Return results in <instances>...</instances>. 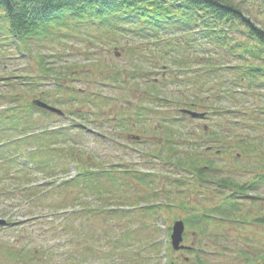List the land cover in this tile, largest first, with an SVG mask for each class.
Returning a JSON list of instances; mask_svg holds the SVG:
<instances>
[{
  "label": "rangeland",
  "instance_id": "374dc122",
  "mask_svg": "<svg viewBox=\"0 0 264 264\" xmlns=\"http://www.w3.org/2000/svg\"><path fill=\"white\" fill-rule=\"evenodd\" d=\"M245 13L251 16L258 27L264 29L263 2L247 1ZM142 17V21L131 22L128 25L109 15L75 20L69 18L63 28L66 35L54 37L59 32L58 28L47 30L44 26L34 35L27 37L32 39L31 42L21 39L17 46L16 44L10 45V48L9 45L0 46V115L2 111L19 105L21 107L19 116L27 117L29 123H35L37 126L33 130L36 134L33 135L41 133L43 129L48 131L58 126L64 127L63 125L67 126L69 131L66 139L54 140L52 137L47 139L44 135L27 139V143L23 142L20 146L21 152L36 150L39 153H35L32 158L28 157L29 161L26 156L15 155L16 164L9 165L7 170L0 168V217L17 222L14 226L1 229L0 238L5 243L0 248V264H6L4 257L17 248L18 242L21 246L12 254L16 257L17 264H54V262L63 263L64 259H68L64 264H145L143 257L133 259L131 253L139 250L146 242L145 234L148 232L150 234L147 242L157 239L160 247L158 251L149 247L151 262L168 264L169 260L177 259L176 254L169 247L168 227L171 228L174 219H182L187 215V210L179 207V204L181 201L192 204L189 201L192 194L189 190H184L185 188L180 190L179 185L169 184L167 180L175 181L185 175L186 172L182 169L184 166L177 165L173 161L185 157L181 154L189 151L188 145L197 144L193 154H200L204 147L211 144L214 145L209 151L212 153L221 143L224 147L226 145L223 155H228L224 159H217V164L228 170V173H224L226 176L236 177L237 181H241V176H244L239 170L235 171L237 162L238 165L249 164V167H253L247 175L260 171L257 163L260 158L249 162L250 159L242 154L244 152L237 155L240 146L238 142L245 133H251L252 138L264 140V131L255 128L249 132L241 129V125L237 124L238 127L235 128H238L239 132L230 138L232 132H228V127L224 128L231 117L234 119L239 115L238 112L230 113L228 109L244 111L261 107L264 104V88L256 90L253 96L238 103L225 100L222 104H218L213 97L205 98L213 89L207 91L205 86L198 87L196 84L190 86L183 81L186 72H179V68L174 66V62H185L186 58L191 60L189 67H197L200 64L201 69H196L199 72L195 73L194 77L201 83L203 76L200 71L207 62L204 58L208 56L203 50H199L202 44L186 41L187 43L180 47V32L165 31L175 27L174 18L166 19L163 15ZM145 19L148 21L146 22ZM230 36L234 40H240L243 38V33L230 31ZM212 51L213 54L223 57L220 63L236 62L230 53L224 54L221 47L215 46L214 50H209L210 53ZM152 53L156 56L149 58V61L146 58L147 54ZM169 57H172L170 59L174 62L167 59ZM42 58L45 63H38ZM249 59L251 62L254 60L255 64H264V55L258 60L253 57H248L247 60ZM152 60L161 62L154 63L151 62ZM175 68L178 70L174 71ZM115 73L118 74L114 78ZM105 74L108 78L104 77ZM179 74L181 77L177 78ZM141 76L148 79L159 78L156 87L165 100L152 102L157 100L144 92L145 82L142 81ZM123 78L126 79L125 82H122ZM175 78L177 82L181 79L184 88L187 89L177 88V82L176 85L172 84ZM194 92L202 96L201 104L198 106H190L189 101L184 102ZM47 93L57 96L51 97ZM68 96L74 97L68 99ZM35 99L48 102L49 106L64 111L66 117L50 111L41 113L32 105ZM213 107L219 109L218 111L221 108L225 109L226 113L222 118L226 121L223 119L217 121ZM180 108L205 111L208 117L201 120L190 119L182 116ZM8 113L7 111L3 115L6 116ZM115 114L118 115V120ZM122 115L125 118H121ZM124 125L126 126L122 128ZM191 127L194 132V136L190 139L192 142L188 140L184 142L185 130ZM203 129L211 131V134L224 129L225 138H222V142L204 141L201 138L205 135L202 134ZM65 133L67 134L66 131ZM39 138L43 147L36 144ZM45 139L47 140L44 143ZM61 141L63 144L60 143ZM50 147L64 148L63 164L67 163L65 170L57 169L53 176H50L51 178L46 172L55 167L51 163H44L59 156L53 152L55 150L41 153L45 148ZM170 147L173 150H168ZM79 158L81 162L84 161L82 174L76 184L71 183L65 187L66 190H63L62 185L59 186L60 182L76 174V169L79 167L75 163H79ZM261 160L264 166V158ZM25 166L30 171L27 177L33 182L40 183L37 188L59 186L52 193L37 190L34 196L37 197L38 205L35 206L19 192V186L28 178L14 182L16 174L22 173L21 169ZM95 166L106 170L137 169L142 173H153V176L149 185L146 178L145 182L136 180L141 176L116 173L125 185L122 194L118 196V193L115 194L113 191L104 192L114 186L109 176H103V172H95ZM110 166L113 168L110 169ZM218 174L221 176L222 171ZM185 177L189 178L188 175ZM51 179H53L52 185L49 182ZM116 185L118 188L121 187L118 182ZM169 189L172 192L166 198V191ZM153 191L157 193V198L145 202L163 201L164 209L162 207L157 209L162 213L163 218L160 215H155L154 218L143 216L142 213H134L129 204L137 205L139 201L137 199H147L148 194L151 195ZM257 192L264 199V183L258 187ZM72 193L76 198H80L78 201L82 203L84 209L80 206L68 205L65 209L59 208V210V206H54L55 203L70 202L72 198L69 196ZM117 197L123 201L119 202ZM261 201L256 200L255 203L261 206ZM99 204L106 207L105 213L98 211L90 215L89 211H95ZM117 205L121 207H116ZM73 206L79 208L77 215L69 213L70 209H75ZM92 206H95V209H90ZM198 207H201L200 203ZM67 210L69 214L64 213ZM245 231L248 232L255 250L264 252V227L248 225ZM209 232L208 234L211 235L212 230ZM185 234L183 241L186 244L196 242L204 246L207 243L212 245V249H219L213 256L200 252L207 259L209 257L210 264L239 263L233 258L231 251L233 243L231 227L225 226L222 232L224 238L220 239V245L206 239V236H201L194 228L186 226ZM236 235L246 237L242 234ZM77 240L81 243H77ZM46 242L48 245H44ZM87 242H90L91 250L95 251L101 260H90L89 255L86 260L84 255L71 257L77 249L86 252ZM37 245L41 247L35 251L32 246ZM49 246L52 254L44 255L42 260ZM143 251L148 254L146 248ZM31 258L35 259L32 263ZM178 264L182 263L178 262Z\"/></svg>",
  "mask_w": 264,
  "mask_h": 264
},
{
  "label": "trees",
  "instance_id": "16d2710c",
  "mask_svg": "<svg viewBox=\"0 0 264 264\" xmlns=\"http://www.w3.org/2000/svg\"><path fill=\"white\" fill-rule=\"evenodd\" d=\"M247 1L252 0H0V46L9 45V48L10 45L14 44L17 46L19 40H30L27 37L34 35L39 28L44 26L47 30L58 28L59 32L54 37L66 35L63 28L69 18L75 20L109 15L111 18L122 22V24L128 25L131 22L142 21V16L163 15L166 19L174 18L173 21L176 23L173 29L165 30L166 32H189L193 39L202 44L205 50L211 46L221 47L224 54L225 52L230 53L236 61L227 62L228 66H225L224 63L210 61L206 63V70L210 73L201 83L197 81L194 83L191 78L186 77L183 81L190 86H193V83L198 84V87L205 86L207 91L213 89L212 93L207 94L205 98L209 97L211 99L213 97L214 100L218 101V104H222L225 100L238 103L253 96L256 90L264 88V64H255L253 60H258L264 55V29L258 27L251 16L245 13V3ZM260 1L264 3V0ZM145 21L148 20L145 19ZM121 28L125 29V27ZM235 30L243 33L242 39L234 40L230 36V31ZM215 57L218 61L222 58L218 54ZM248 57H253V62H251V59L247 60ZM38 63L45 62L42 58ZM179 63L185 64L183 61ZM176 82L177 79L172 84L176 85ZM182 87H184L183 84ZM189 96L190 98L184 102L189 101L194 105L201 104L202 96L196 94V92ZM218 110L213 107V112L218 118L217 121L223 119L222 116H225L226 113L224 108ZM228 110L230 113H239L234 119L231 117L225 125L224 129L228 127V132H232L230 138H233L235 133L239 132L238 128H235L238 127L237 124L241 125V129L249 132H252L255 128L264 131V104L259 108L257 107V109ZM7 111L9 113L2 118L4 123H0V168L2 169H9V164L17 163V157L13 154V151H19L23 142L27 143L26 140L29 139L27 134L33 132L36 128L35 123H29L27 117L19 116L17 105ZM27 113L29 114V112ZM223 120L226 121V119ZM223 131L212 132L211 134V131L203 129L204 141L207 136L208 140L222 142V138H225ZM52 133H54L52 134L54 136L61 137L63 134L60 130H55ZM201 138L203 139V136ZM5 140L7 141L5 142ZM238 144L240 145L238 153L244 152L242 154L250 159L249 162L253 158H264V140L262 138L255 139L252 138L251 133H245ZM190 147L194 150V148H197V144L191 143ZM218 148L219 151L216 154L211 153V157L208 155L210 153L208 150L212 149H208L206 154L209 160L203 161V163L201 160L203 156L198 159L196 157H185L176 160L178 164H182L189 171H193L196 185L199 188L212 183L222 187L224 183H227L230 188L234 189L225 202L204 209L201 213L194 214L187 219L190 226L197 225L202 227L203 230L210 221L214 222L216 227L221 221H239L242 223L243 218L235 219L234 216L241 211L242 198L247 194V190L253 188L254 185L252 184L256 183V181H252L251 184H239L230 182L223 176L220 177L218 172H221L222 169L212 156L218 155L221 157L222 153L225 152V147L221 143ZM254 150L256 152H253ZM53 152L60 157L62 150L59 149ZM27 155L32 158L35 153L31 151ZM249 166V164L238 165L237 162L235 171H248L252 168ZM26 177V174L18 173L14 182ZM138 178L145 181L143 177ZM78 180L68 183L76 184ZM251 185L252 187H250ZM30 191L33 194L36 192L35 190ZM21 194L25 193L22 191ZM154 213L155 207L149 205L144 208L142 215L151 217ZM72 215H75V213H72ZM256 222L264 225V214L257 218ZM77 243L80 244L81 242L77 241ZM149 247L157 249L158 245L149 242ZM89 255L91 257L95 256L92 251ZM259 256L262 257L264 264V254ZM255 257H257L256 253Z\"/></svg>",
  "mask_w": 264,
  "mask_h": 264
},
{
  "label": "water",
  "instance_id": "95a60500",
  "mask_svg": "<svg viewBox=\"0 0 264 264\" xmlns=\"http://www.w3.org/2000/svg\"><path fill=\"white\" fill-rule=\"evenodd\" d=\"M35 104L41 106V107H46V108H51L47 106L45 103L40 102V101H35ZM192 116H197V113L195 112H189ZM2 223V221H0ZM183 231V223L181 221H178L174 224L173 226V234L171 236L172 238V244L175 249L179 248V242L181 241V234Z\"/></svg>",
  "mask_w": 264,
  "mask_h": 264
}]
</instances>
